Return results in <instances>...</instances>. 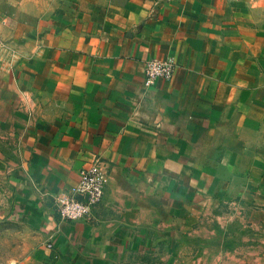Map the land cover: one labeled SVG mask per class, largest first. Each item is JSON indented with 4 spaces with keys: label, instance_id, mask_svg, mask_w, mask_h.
I'll list each match as a JSON object with an SVG mask.
<instances>
[{
    "label": "crops",
    "instance_id": "obj_1",
    "mask_svg": "<svg viewBox=\"0 0 264 264\" xmlns=\"http://www.w3.org/2000/svg\"><path fill=\"white\" fill-rule=\"evenodd\" d=\"M97 159L102 201L61 219ZM1 222L36 236L10 264H264V0L0 6Z\"/></svg>",
    "mask_w": 264,
    "mask_h": 264
},
{
    "label": "built area",
    "instance_id": "obj_2",
    "mask_svg": "<svg viewBox=\"0 0 264 264\" xmlns=\"http://www.w3.org/2000/svg\"><path fill=\"white\" fill-rule=\"evenodd\" d=\"M176 69L177 64L172 57L148 60L144 71L145 87H152L158 79L171 80ZM107 176L103 162L99 159L88 168L82 169L78 182L69 189L68 196L62 198L58 204L59 217L66 221L90 219L93 207L103 199Z\"/></svg>",
    "mask_w": 264,
    "mask_h": 264
},
{
    "label": "rangeland",
    "instance_id": "obj_3",
    "mask_svg": "<svg viewBox=\"0 0 264 264\" xmlns=\"http://www.w3.org/2000/svg\"><path fill=\"white\" fill-rule=\"evenodd\" d=\"M6 7L8 0H0ZM35 235L23 225L13 222L0 223V264H10L28 255L36 243Z\"/></svg>",
    "mask_w": 264,
    "mask_h": 264
}]
</instances>
